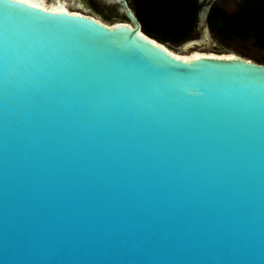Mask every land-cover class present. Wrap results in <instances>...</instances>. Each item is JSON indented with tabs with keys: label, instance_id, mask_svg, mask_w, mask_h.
Returning <instances> with one entry per match:
<instances>
[{
	"label": "water",
	"instance_id": "95a60500",
	"mask_svg": "<svg viewBox=\"0 0 264 264\" xmlns=\"http://www.w3.org/2000/svg\"><path fill=\"white\" fill-rule=\"evenodd\" d=\"M127 16L0 0V264H264V64Z\"/></svg>",
	"mask_w": 264,
	"mask_h": 264
},
{
	"label": "flooded vegetation",
	"instance_id": "af4514ba",
	"mask_svg": "<svg viewBox=\"0 0 264 264\" xmlns=\"http://www.w3.org/2000/svg\"><path fill=\"white\" fill-rule=\"evenodd\" d=\"M67 6H75L74 11H82L87 9L90 15L99 17L103 22L107 24L113 23H126L135 27V23L132 22L127 16V10L135 17L140 29L145 33L151 29H157L163 26L162 12L159 11L160 4L165 0H66ZM152 2V5L149 4ZM241 0H183V7L177 9V14L180 16L178 23L173 26H178L177 29L191 32L189 35H178L181 37L174 42L193 41V35L195 31L201 30L202 34L204 30H209L208 17L213 8L217 7L222 9L226 13H233ZM88 14V13H86ZM201 15V18H199ZM165 24V23H164ZM169 27H172V24ZM148 36L149 33H145ZM152 38L162 42L158 37L152 36ZM164 43V42H163Z\"/></svg>",
	"mask_w": 264,
	"mask_h": 264
},
{
	"label": "trees",
	"instance_id": "16d2710c",
	"mask_svg": "<svg viewBox=\"0 0 264 264\" xmlns=\"http://www.w3.org/2000/svg\"><path fill=\"white\" fill-rule=\"evenodd\" d=\"M149 4L152 5V2ZM183 6V0H165L157 6L162 12L160 16L163 18V26L146 31L151 35L149 37H157L155 30L174 32L168 37H158L162 43H165L177 41L181 38L178 35H189L191 32L177 29L178 26L173 27L180 18L176 13L177 9ZM169 23L172 27L167 25ZM208 25L210 32L221 42L250 44L252 49L264 53V0H241L237 9L231 14L215 7L208 17ZM257 63L264 64L263 61Z\"/></svg>",
	"mask_w": 264,
	"mask_h": 264
},
{
	"label": "rangeland",
	"instance_id": "374dc122",
	"mask_svg": "<svg viewBox=\"0 0 264 264\" xmlns=\"http://www.w3.org/2000/svg\"><path fill=\"white\" fill-rule=\"evenodd\" d=\"M50 1V0H47ZM70 10H75L74 8H77L75 6H67ZM84 13H88L87 9H82ZM81 12V11H80ZM174 34V32H163L161 30H155V35L157 37H168L170 35ZM194 42L200 43L203 42L202 39V31L197 30L195 31L193 38L191 39ZM189 41V40H188ZM188 41L185 42H175V43H164L168 48L174 50L175 52L178 53H187L190 51H202V52H213V53H235L237 55H240L244 58L250 59L254 62H264V53L259 52L257 50L252 49L250 44H243L239 42H234V43H224L221 42L213 33L210 31H207L205 33V41L204 44L200 46H194L191 45L187 49L184 48V44Z\"/></svg>",
	"mask_w": 264,
	"mask_h": 264
},
{
	"label": "bare ground",
	"instance_id": "6f19581e",
	"mask_svg": "<svg viewBox=\"0 0 264 264\" xmlns=\"http://www.w3.org/2000/svg\"><path fill=\"white\" fill-rule=\"evenodd\" d=\"M22 1H25V2L40 6V7L53 9V10H60V11H66V12H72V13L73 12H77V13H80V14L91 16L93 19L97 20L98 22H100L102 24L110 25V24H107V23L103 22L97 16L86 14V13H82V12H79V11L70 10L67 7V1L66 0H50V1H47V0H22ZM191 45H193L192 42H186L184 44V48L187 49ZM161 47L164 48L165 50L167 49L168 53H170L173 56H177V57H196V56H204V55H212V56H216L217 55V56H230V57L239 56V57H241L240 55H237V54L232 53V52L220 53V54L213 53V52H202V51H190V52H187V53H178V52H175L174 50L168 48V46H166V45H162Z\"/></svg>",
	"mask_w": 264,
	"mask_h": 264
}]
</instances>
